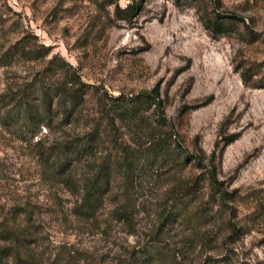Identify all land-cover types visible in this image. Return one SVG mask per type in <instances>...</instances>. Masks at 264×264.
<instances>
[{
  "label": "rangeland",
  "instance_id": "1",
  "mask_svg": "<svg viewBox=\"0 0 264 264\" xmlns=\"http://www.w3.org/2000/svg\"><path fill=\"white\" fill-rule=\"evenodd\" d=\"M219 15L226 33L208 25ZM66 84L79 89L72 122L57 89L49 127L27 131L21 103ZM154 89L159 104L136 115L112 108ZM94 132L83 161L56 172L52 146ZM174 139L201 165L161 153ZM106 159L112 188L82 217ZM189 184L199 190L166 221ZM0 222L17 236L0 239V264H129L146 247L140 264H264V0H0Z\"/></svg>",
  "mask_w": 264,
  "mask_h": 264
},
{
  "label": "trees",
  "instance_id": "2",
  "mask_svg": "<svg viewBox=\"0 0 264 264\" xmlns=\"http://www.w3.org/2000/svg\"><path fill=\"white\" fill-rule=\"evenodd\" d=\"M141 10L142 4L134 2L126 7H121L118 5L115 12L118 18L131 20ZM220 18L221 15H219L214 20H208V25L213 31L217 33H226L229 29H232L231 23L227 24L226 22L220 20ZM22 51L26 50L22 48ZM74 81L76 80L73 79L71 82L73 83ZM81 84L83 85V83ZM65 86L66 87L64 88H55L54 91L50 88H44L39 103L30 100H24V102L21 103L20 111L22 112V115L20 116V120L27 131L33 130L35 126H40L42 124L49 127L48 120L51 118L50 114L52 109L50 99L51 97H54V92H56L57 89H61L59 95H63L64 106L68 111L65 115L64 123L66 124L72 122L71 118L74 115V111L80 104V96L78 94L79 89L72 90L71 87H67L69 86L68 84H66ZM158 94V90L154 89L152 91L142 92L128 99L124 97H118L116 98L117 103H115L112 108L123 118L136 115L138 111H140V107L142 105H158ZM96 135L97 133L94 132L82 137H69L65 142H61L56 146H52V148H56L54 151V159L56 163L55 171L63 172L65 169H67V167L83 161V159L88 155V153H90L91 149L93 148V143L95 141ZM174 143L175 145L173 146V148H160L161 153L167 154L168 152H171V154L174 155V152L178 149L179 154L184 155L187 159L192 158L196 162L200 163L199 160H196L197 157L195 155H192L188 151L184 150L179 140L174 139ZM109 160L110 159H106V161L102 162L96 169V172L93 174V176L85 182L80 204L76 208V213L82 217H95L104 203L106 194L112 188L111 174L113 171V167L109 165ZM202 181H206L208 186H210V188L215 193L220 194V198L221 200H223L222 203L225 202L224 200L227 192L222 187L223 183L217 180L215 172L209 170L206 178L202 179ZM196 186L197 185L189 184L182 189L180 195L176 197L170 205V207H172V205L174 206L173 209L170 207L168 208L167 214L165 216L166 221L169 219L177 220L178 217L183 215L184 209H186L189 205H185V207L182 208H180L179 205H181L184 200L188 199L187 201H190V199L194 197V195L199 190ZM178 201L179 203L176 205L175 203H177ZM9 237H17L15 234V230L9 227L7 223L0 222V239L6 240ZM154 252L155 250L153 247L150 249H148L147 247L144 249L135 248L131 255L132 262L129 264H140V261H148L152 256L155 255Z\"/></svg>",
  "mask_w": 264,
  "mask_h": 264
}]
</instances>
